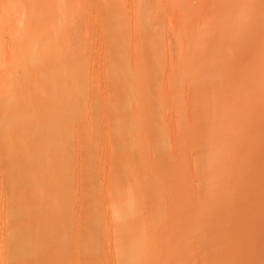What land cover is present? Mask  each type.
<instances>
[{
  "label": "rangeland",
  "instance_id": "374dc122",
  "mask_svg": "<svg viewBox=\"0 0 264 264\" xmlns=\"http://www.w3.org/2000/svg\"><path fill=\"white\" fill-rule=\"evenodd\" d=\"M0 264H264V0H0Z\"/></svg>",
  "mask_w": 264,
  "mask_h": 264
}]
</instances>
